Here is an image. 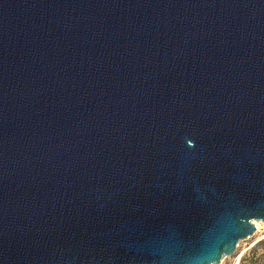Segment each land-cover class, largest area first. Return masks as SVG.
Segmentation results:
<instances>
[{
  "label": "water",
  "instance_id": "1",
  "mask_svg": "<svg viewBox=\"0 0 264 264\" xmlns=\"http://www.w3.org/2000/svg\"><path fill=\"white\" fill-rule=\"evenodd\" d=\"M264 223V0H0V264H220Z\"/></svg>",
  "mask_w": 264,
  "mask_h": 264
},
{
  "label": "rangeland",
  "instance_id": "2",
  "mask_svg": "<svg viewBox=\"0 0 264 264\" xmlns=\"http://www.w3.org/2000/svg\"><path fill=\"white\" fill-rule=\"evenodd\" d=\"M256 231L238 242L233 254L222 258L220 264H264V244L262 248L251 250L256 242L264 240V223L255 221Z\"/></svg>",
  "mask_w": 264,
  "mask_h": 264
},
{
  "label": "trees",
  "instance_id": "3",
  "mask_svg": "<svg viewBox=\"0 0 264 264\" xmlns=\"http://www.w3.org/2000/svg\"><path fill=\"white\" fill-rule=\"evenodd\" d=\"M264 244V240L258 241L255 243V245L253 246V248L251 250H256L259 248H262L260 245Z\"/></svg>",
  "mask_w": 264,
  "mask_h": 264
},
{
  "label": "bare ground",
  "instance_id": "4",
  "mask_svg": "<svg viewBox=\"0 0 264 264\" xmlns=\"http://www.w3.org/2000/svg\"><path fill=\"white\" fill-rule=\"evenodd\" d=\"M255 223H256V222H255ZM256 224H257V223H256ZM256 224H255V225H256Z\"/></svg>",
  "mask_w": 264,
  "mask_h": 264
}]
</instances>
